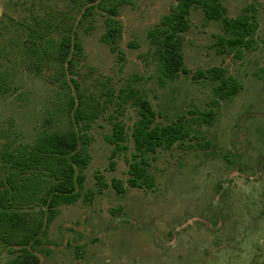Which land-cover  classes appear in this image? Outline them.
<instances>
[{
  "label": "rangeland",
  "instance_id": "obj_1",
  "mask_svg": "<svg viewBox=\"0 0 264 264\" xmlns=\"http://www.w3.org/2000/svg\"><path fill=\"white\" fill-rule=\"evenodd\" d=\"M221 2L231 19L255 10L249 46H231L222 20L193 8L170 79L157 31L179 0H130L111 26L107 0H0V186L14 158L54 129L45 120L59 103L90 143L85 180L57 207L40 264H264V0ZM64 37L70 52L57 72L33 46L52 51ZM138 98L155 125L182 118L190 135L140 154ZM115 124L127 135L119 147ZM143 159L151 178L134 186L131 165ZM16 256L0 243V264Z\"/></svg>",
  "mask_w": 264,
  "mask_h": 264
},
{
  "label": "trees",
  "instance_id": "obj_2",
  "mask_svg": "<svg viewBox=\"0 0 264 264\" xmlns=\"http://www.w3.org/2000/svg\"><path fill=\"white\" fill-rule=\"evenodd\" d=\"M107 1H110L108 11L111 18L108 24L111 26L116 24L118 7L128 4L130 0ZM105 6L101 5L103 8ZM193 8H201L207 19L222 20L225 32L232 34L229 39L231 46L248 47L257 29L256 12L252 8L247 9L251 15L246 12L241 17L231 19L227 18V11L221 0H179L176 11L165 18L164 28L157 31L158 36L164 37L161 65L164 74L170 79H174L183 67L180 34L187 30L189 12ZM114 30H117L115 26ZM68 41L69 38L64 37L58 43L48 44L52 51H42L35 43L33 53H38L40 61L44 58L55 66L57 72H62L70 52ZM75 44L77 50H81L80 43ZM129 93L135 96L133 91ZM136 103L141 118L135 125L132 137L140 154L156 152L160 148L171 149L190 135L186 120L180 118L178 122L168 126L155 125L156 114L152 106L141 98ZM66 106V102L59 103V112L45 120L46 126L52 125L54 129L44 132L33 147L23 149L14 158L10 164V172L1 183L0 243L7 246L12 254H17L10 264L41 263L36 252L42 245V237L47 235L57 216V207L72 203L77 197L78 187L85 180L83 171L90 163V143L88 138L79 134V129L72 120H65L63 117ZM84 116V111L77 108L75 120L84 119ZM110 140L118 147L127 140L123 126H113ZM148 167L149 164L144 159L131 165V183L134 186L139 187L151 178ZM97 178L101 190L109 187L103 176ZM35 207L41 209L33 211Z\"/></svg>",
  "mask_w": 264,
  "mask_h": 264
}]
</instances>
